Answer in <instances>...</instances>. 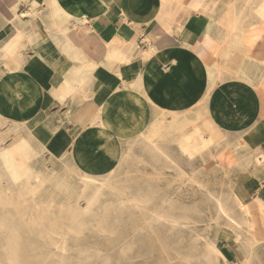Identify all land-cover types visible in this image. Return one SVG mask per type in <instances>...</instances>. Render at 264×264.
<instances>
[{
	"label": "crops",
	"instance_id": "0c3cea01",
	"mask_svg": "<svg viewBox=\"0 0 264 264\" xmlns=\"http://www.w3.org/2000/svg\"><path fill=\"white\" fill-rule=\"evenodd\" d=\"M150 134L227 179L225 201L199 187L221 256L264 264V0H0L6 173L67 157L106 172Z\"/></svg>",
	"mask_w": 264,
	"mask_h": 264
},
{
	"label": "bare ground",
	"instance_id": "6f19581e",
	"mask_svg": "<svg viewBox=\"0 0 264 264\" xmlns=\"http://www.w3.org/2000/svg\"><path fill=\"white\" fill-rule=\"evenodd\" d=\"M139 138L144 139L142 135ZM131 143L133 142L129 144L131 145ZM14 149L21 150L22 148L16 146L10 150L6 149L5 156L12 155ZM10 160L11 165L15 168L13 175L6 173L5 163L0 161V167L3 170V172L0 170V233L6 235L5 241L7 242L11 241V238L14 239L13 243L3 246L4 250L9 253L7 257H11L6 264H16L17 251L25 250L26 252L27 249H25L26 245L24 247L21 245L23 248L18 246V241L15 239L18 230L14 224L17 221L26 227L30 224L31 233L40 235L46 241L50 254L44 255L41 264H123L119 260L109 259L108 261V258L101 254L105 248L88 244L90 241L84 237L101 235L109 238V236L118 234L119 231L105 220L113 216L114 210H121L122 205L127 206L128 209L141 207L140 199L133 195H122L121 188L118 189L115 178L120 164L100 173L94 167H88L81 162L75 160L73 163L69 162L71 169L78 172L76 175L77 184L72 187L75 196L74 199L66 200L64 205L56 208V202L52 195H46V192H49L55 183L58 185L61 181L57 175H54L53 170L50 168L45 170L48 168L47 163L36 160L33 163H25L19 159ZM119 182L121 181L119 180ZM148 196L151 197V194L149 193ZM171 198L163 199V205L155 206L154 212L146 215L147 221L143 222L144 227H147L146 230L143 227L138 228L136 232L130 229L129 231L125 230V236L137 237V240L132 239V243L130 240L127 245L119 249L125 259V264H163L158 261V257L154 256L159 247L157 237L160 229L168 237H174V241L179 243L180 247L185 241V248L181 249L195 251L199 264H205L207 261L209 264L224 262L215 238L212 239L213 243L208 241L209 238L206 239L203 230L196 227L197 223L186 217L187 211L183 217L180 216L179 210L177 211L179 208L175 207L176 201ZM209 198L215 202L217 208L220 207L216 196L210 195ZM27 203L31 204L30 215L26 212ZM10 210L13 213H10ZM110 226L112 227L109 228ZM80 243L84 244V247H79ZM162 250H165L164 246ZM172 250L174 249L170 247L169 251ZM25 255L27 254L23 256ZM132 258L136 262H131ZM185 258L188 260L190 257L187 258L186 255Z\"/></svg>",
	"mask_w": 264,
	"mask_h": 264
},
{
	"label": "rangeland",
	"instance_id": "374dc122",
	"mask_svg": "<svg viewBox=\"0 0 264 264\" xmlns=\"http://www.w3.org/2000/svg\"><path fill=\"white\" fill-rule=\"evenodd\" d=\"M153 146L154 140L152 134H150L149 141L134 140L131 145L127 144L117 148L120 152L118 157L120 161L116 162L114 166L120 164V168L117 171V177L115 178L116 183H118V189L121 188L120 190L122 195H133V197L140 199L141 204L139 205L141 207H139V209H128L127 206L122 205L121 210H114L112 212L113 216L105 220L110 223L115 230L119 231L118 234L109 236V238L101 235L84 236L88 239V241H90L88 244L95 245L98 248H105L101 254L102 256L107 257L108 261L109 259L119 260L125 264V259L119 249L127 245L130 240L131 243L132 239L137 240V237L133 238L132 236H125V230L129 231L130 229L136 232L138 228L142 227L146 230L147 227H144L143 225V222L147 221L146 215L153 213L155 206L160 207L163 205L162 200L166 197L174 198V200L173 198L171 199L176 201V208L187 209L188 216L197 223L196 227L203 230V235L207 237L206 239L209 238L208 241H211V243L214 242V236L219 229L220 222H222L221 219L217 220L212 203L202 199L199 187L203 186L216 191V193L222 196L225 201L227 198L225 195V181H227V179L225 180L222 175L214 170L209 172H202L200 169L193 170L192 166L188 167L185 166V164L178 162L177 156L171 153L169 148L155 146L156 149H153ZM158 150L163 152L164 155H160ZM11 156L12 155L6 157ZM165 158L172 159L174 162L181 165L182 171L179 172L177 169L171 167L170 163H168ZM59 160L62 161H51L50 163H47L48 168L45 169L47 170L50 168V170H53L54 175H57L58 178H60L59 181H61L58 185L55 183V186L51 187L49 192H46V195H52L54 201L56 202V208L64 205L63 203L66 202V200L74 199L75 192L72 187L77 184L76 175H78V172H75V170L71 169L69 166L68 157ZM119 180L121 182H119ZM149 193L151 194V197L148 196ZM27 204L29 206L26 205V212L30 215L32 212L31 204ZM179 209H177V211ZM10 213H13V211L10 210ZM142 216L144 217L142 218ZM19 222L20 221H17V223L14 224L17 228L16 230H18L15 239L18 241V246L24 247L26 245L25 249H27L26 252L25 250H21L20 252L17 251L19 255L16 253L18 256L15 258L16 264H21V262H23V264H41V262H43L42 259H44V255L47 256L50 254L46 241H44L40 235H34L31 233L32 228L30 224L26 227L22 226V223L19 224ZM6 238V235L0 233V264H6L7 260L11 259V257H7L9 253L4 250L3 246L13 243L14 239L11 238L12 242H7L5 241ZM157 238L159 240V247L154 256L158 257V261L163 264H199L196 259L195 251L190 252L189 249L187 252L186 249H181L185 248V241L180 247V244L174 241V237H168L161 229ZM163 246L165 247V250H162ZM79 247H84V244L80 243ZM170 247L174 250L169 251ZM23 253L27 254L25 255L27 258L23 256ZM184 255H187L190 258L187 260ZM23 257L24 260H22ZM131 262H136V260L132 258ZM220 264H227V262L224 261Z\"/></svg>",
	"mask_w": 264,
	"mask_h": 264
}]
</instances>
